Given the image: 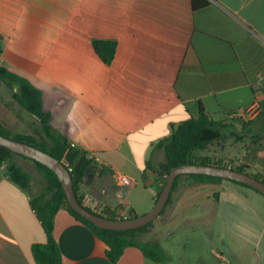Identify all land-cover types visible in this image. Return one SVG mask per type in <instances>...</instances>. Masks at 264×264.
I'll return each instance as SVG.
<instances>
[{
  "label": "crops",
  "instance_id": "obj_1",
  "mask_svg": "<svg viewBox=\"0 0 264 264\" xmlns=\"http://www.w3.org/2000/svg\"><path fill=\"white\" fill-rule=\"evenodd\" d=\"M209 1L193 10L191 0H0V65L41 91L52 130L94 160L76 191L84 206L120 217L150 210L165 160L156 144L173 124L196 118L200 104L220 122L222 137L198 154L264 180V0ZM94 39L116 41L109 64ZM16 90L0 79V122L37 136L40 121L13 101ZM14 159L31 183L23 189L0 168V264H36L32 246L46 236L31 198L44 187L39 179L35 185L29 162ZM116 172L134 185H117ZM191 184L179 181L139 240L160 242ZM209 185L212 196L199 211L221 219L218 242L228 256L211 253L219 264H264V196L229 180ZM53 234L62 264H188L161 242L166 261L129 246L112 262L106 244L64 207Z\"/></svg>",
  "mask_w": 264,
  "mask_h": 264
},
{
  "label": "trees",
  "instance_id": "obj_2",
  "mask_svg": "<svg viewBox=\"0 0 264 264\" xmlns=\"http://www.w3.org/2000/svg\"><path fill=\"white\" fill-rule=\"evenodd\" d=\"M209 2V0H191V6L193 10H197L207 6ZM92 45L104 63L109 64L112 61L116 50V41L94 39ZM0 79L9 86L15 85L17 87V90L13 93V101L34 115L40 121L41 125L40 131H36L37 136H35L34 134L12 131L0 122V134L33 145L63 161L70 169L76 194L79 184L88 176V172L94 169V160L88 158L85 152L74 148L65 138L52 130L49 123L50 114L44 112L42 107L41 91L27 78L0 65ZM220 127V122L213 120L207 114L202 104L199 105L198 116L196 118H191L171 126L169 135L156 144L157 147L163 148L165 153V160L156 169L163 176L162 187L170 168L173 166L187 162L227 166L222 164L221 160H211L207 156L198 154L200 150L205 149L209 144L221 139L222 133ZM16 156L32 161L45 181L44 189L31 198V206L40 220L46 236L44 242L35 243L32 246V254L36 264H62L61 253L53 234L54 217L60 207H64L73 218L86 225L95 236L106 244V255L112 262H117L125 248L129 246L137 247L145 257L153 261L163 262L168 259L167 253L158 240L142 241L137 238L139 233L146 231L154 223V220L142 227L128 230H113L99 227L81 216L68 205L61 183L54 171L45 164L0 145V168L5 167V174L9 180L23 189L30 187L31 175L15 161L14 158ZM235 169L244 171L242 167ZM253 176L259 178L257 175ZM181 177L190 179L191 182L206 184H216L222 180H229L236 184L252 188L262 194L253 187L232 179L203 174H182L177 176L171 195L159 215H162L167 205L170 204L172 194L178 187ZM261 180L264 182L263 179ZM158 195L159 193L156 194V199ZM77 199L83 204L79 197ZM86 208L91 210L88 207ZM97 214L108 218H131L137 215L134 212H130L126 217H120L111 211Z\"/></svg>",
  "mask_w": 264,
  "mask_h": 264
},
{
  "label": "water",
  "instance_id": "obj_3",
  "mask_svg": "<svg viewBox=\"0 0 264 264\" xmlns=\"http://www.w3.org/2000/svg\"><path fill=\"white\" fill-rule=\"evenodd\" d=\"M0 145L31 159H34L49 167L63 188L68 205L81 216L85 217L95 225L113 230H128L142 227L153 221L164 209L172 192L173 184L177 176L182 174H203L232 179L247 184L264 195V182L255 176L236 170L234 168L187 162L170 168L165 183L152 208L143 214L131 218H108L87 209L81 204L74 191L73 178L66 164L50 155L49 153L25 142L17 141L0 134Z\"/></svg>",
  "mask_w": 264,
  "mask_h": 264
},
{
  "label": "rangeland",
  "instance_id": "obj_4",
  "mask_svg": "<svg viewBox=\"0 0 264 264\" xmlns=\"http://www.w3.org/2000/svg\"><path fill=\"white\" fill-rule=\"evenodd\" d=\"M15 158L17 160L29 162L32 166L29 167V169L36 181L35 185H39V179L40 182H42V186L40 187L42 188L45 186L43 176L37 170L32 161L18 156ZM182 178L184 177H181L180 180ZM187 187V192L185 194H180V199L182 200L179 201L178 199V201L174 203V211L171 217L173 220L167 224V228L160 232L158 235L159 240L163 247H165L168 251H172L181 259H184L188 264H195L197 259H201L202 264H206L208 262H217V264H219L210 249L213 248V253L219 252L221 254L220 251H224L221 254L222 257L223 255L228 256V252L223 244L218 242V236L221 239L225 238L224 236H221L224 233L221 219L217 218L215 213L210 210V212L205 210L203 213L199 211L200 206H202L201 201L208 196H212L213 187L209 184L200 182H192V184ZM187 187H184V189ZM174 195H177L176 192ZM156 220L159 222V219ZM153 226L154 225L152 224L146 230H149ZM169 228L173 229V232L170 233V235L167 234ZM148 235L150 234H148L147 231H143L138 234L137 238L139 236L147 237ZM221 255L219 256L221 257Z\"/></svg>",
  "mask_w": 264,
  "mask_h": 264
},
{
  "label": "built area",
  "instance_id": "obj_5",
  "mask_svg": "<svg viewBox=\"0 0 264 264\" xmlns=\"http://www.w3.org/2000/svg\"><path fill=\"white\" fill-rule=\"evenodd\" d=\"M221 163L224 165H227L226 167H229L226 161H222ZM114 177H115V181H116L117 185H119L120 187L132 186L135 183L134 179H132L128 175L123 174L121 172H116L114 174Z\"/></svg>",
  "mask_w": 264,
  "mask_h": 264
}]
</instances>
